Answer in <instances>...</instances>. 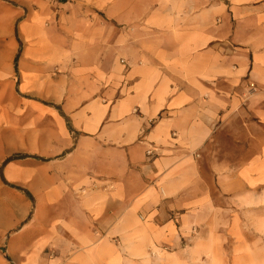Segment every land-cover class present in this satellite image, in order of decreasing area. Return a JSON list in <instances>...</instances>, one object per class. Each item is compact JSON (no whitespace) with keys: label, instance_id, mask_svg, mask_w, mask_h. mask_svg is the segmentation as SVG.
I'll return each mask as SVG.
<instances>
[{"label":"crops","instance_id":"crops-1","mask_svg":"<svg viewBox=\"0 0 264 264\" xmlns=\"http://www.w3.org/2000/svg\"><path fill=\"white\" fill-rule=\"evenodd\" d=\"M89 2L5 68L0 264H264V0Z\"/></svg>","mask_w":264,"mask_h":264},{"label":"rangeland","instance_id":"rangeland-1","mask_svg":"<svg viewBox=\"0 0 264 264\" xmlns=\"http://www.w3.org/2000/svg\"><path fill=\"white\" fill-rule=\"evenodd\" d=\"M90 0H68L61 4L57 0H0V145H6L9 139V124H24L28 118L25 113V106L21 100L18 89L19 78L14 74L6 77L4 73L6 67L13 68V55L19 49L30 43L31 29L39 37L43 32L52 30L57 35H64L71 39L76 38L82 19L88 21L92 16L90 10ZM28 27V28H27ZM16 78V82H15ZM13 84H9V80ZM8 156L7 158L14 157ZM18 156V155H16ZM6 160V159H5ZM6 164L3 162L2 167ZM204 170L206 168L204 166ZM26 200L29 207V215L21 223H26L32 214L34 205L32 196L25 195L15 185L6 181L3 177L2 168L0 170V206L3 209L14 211L19 205L18 196ZM1 214H5L2 211ZM6 218H9L6 215ZM16 230H9L0 235L7 241L14 236ZM2 248L0 254L6 255ZM52 254L44 252V259L38 260V264H51ZM4 258L7 259L5 256ZM9 260V259H8ZM148 261V260H147ZM150 264H152V261Z\"/></svg>","mask_w":264,"mask_h":264},{"label":"trees","instance_id":"trees-1","mask_svg":"<svg viewBox=\"0 0 264 264\" xmlns=\"http://www.w3.org/2000/svg\"><path fill=\"white\" fill-rule=\"evenodd\" d=\"M59 3L61 4H65L68 2V0H57ZM17 57H18V54L15 56L14 58V68H16V62H17ZM18 158H22L21 156H14V157H10V158H7L4 162L7 163L11 160H14V159H18Z\"/></svg>","mask_w":264,"mask_h":264},{"label":"built area","instance_id":"built-area-1","mask_svg":"<svg viewBox=\"0 0 264 264\" xmlns=\"http://www.w3.org/2000/svg\"><path fill=\"white\" fill-rule=\"evenodd\" d=\"M250 87L253 88V85L251 84ZM146 155H147V156H152V149H148V150L146 151Z\"/></svg>","mask_w":264,"mask_h":264}]
</instances>
